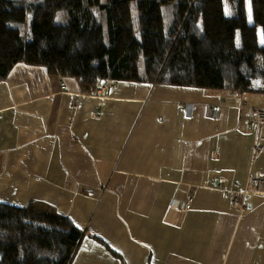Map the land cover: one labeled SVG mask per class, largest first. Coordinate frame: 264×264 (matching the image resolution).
I'll return each instance as SVG.
<instances>
[{
    "label": "crops",
    "instance_id": "0c3cea01",
    "mask_svg": "<svg viewBox=\"0 0 264 264\" xmlns=\"http://www.w3.org/2000/svg\"><path fill=\"white\" fill-rule=\"evenodd\" d=\"M249 106L264 92L119 81L101 96L19 62L0 81V201L86 231L70 264H264V195L232 206L264 174Z\"/></svg>",
    "mask_w": 264,
    "mask_h": 264
},
{
    "label": "trees",
    "instance_id": "16d2710c",
    "mask_svg": "<svg viewBox=\"0 0 264 264\" xmlns=\"http://www.w3.org/2000/svg\"><path fill=\"white\" fill-rule=\"evenodd\" d=\"M19 62L84 93L135 81L264 92V0H0V81ZM86 231L0 201V264H70Z\"/></svg>",
    "mask_w": 264,
    "mask_h": 264
},
{
    "label": "built area",
    "instance_id": "2783aa9c",
    "mask_svg": "<svg viewBox=\"0 0 264 264\" xmlns=\"http://www.w3.org/2000/svg\"><path fill=\"white\" fill-rule=\"evenodd\" d=\"M100 87L96 88V91L91 94L104 96L107 93V83H101ZM249 119L248 125L254 131V148L255 151L258 150L264 139V107H256L249 106L247 107ZM218 110H214V116L218 115ZM219 186L221 189H225L223 180L219 182ZM252 192L254 194L264 195V174L261 173H253L250 174L247 186L243 189H236L232 192V206L235 208H240L245 206L246 196ZM193 197L192 195H188V197L184 200L173 199L170 203V209H174L177 211H186L192 207Z\"/></svg>",
    "mask_w": 264,
    "mask_h": 264
},
{
    "label": "water",
    "instance_id": "95a60500",
    "mask_svg": "<svg viewBox=\"0 0 264 264\" xmlns=\"http://www.w3.org/2000/svg\"><path fill=\"white\" fill-rule=\"evenodd\" d=\"M104 83V82H103Z\"/></svg>",
    "mask_w": 264,
    "mask_h": 264
}]
</instances>
